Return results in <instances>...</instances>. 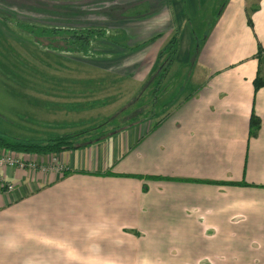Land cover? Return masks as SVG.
<instances>
[{
	"label": "crops",
	"instance_id": "obj_1",
	"mask_svg": "<svg viewBox=\"0 0 264 264\" xmlns=\"http://www.w3.org/2000/svg\"><path fill=\"white\" fill-rule=\"evenodd\" d=\"M142 2L133 22L157 14L171 21L170 31L179 34L172 69L187 68L184 78L194 88L166 112L107 138L22 154L46 163L56 157L68 174L4 168L15 187H0V264H264V86H254L259 72L264 78V54L257 57L264 0ZM9 4L0 0V41L9 42L0 48L14 51L13 39L31 52L46 51L31 34L9 27L1 8ZM104 29L106 37L96 41L113 57L107 60L146 54L154 64L171 37L127 24L123 43ZM254 111L262 124L250 136Z\"/></svg>",
	"mask_w": 264,
	"mask_h": 264
},
{
	"label": "rangeland",
	"instance_id": "obj_2",
	"mask_svg": "<svg viewBox=\"0 0 264 264\" xmlns=\"http://www.w3.org/2000/svg\"><path fill=\"white\" fill-rule=\"evenodd\" d=\"M4 1L13 4L1 7L12 20L9 27L20 32L24 31L14 24L15 19L56 26H100L114 31L113 39L123 43L126 39L122 32L127 24L143 35L153 28L169 31L171 37L177 32L175 28L170 31L172 23L163 14H153L147 22H133L134 14L142 15L143 0H20L21 5L15 0H2V4ZM151 7L155 11L157 6L152 3ZM120 20L127 23H117ZM10 42L14 51L5 45L0 48V131L3 133L25 138L73 133L77 143L90 141L94 135L101 137L104 131L110 133L115 128L116 134L124 130L128 121L166 112L194 88L190 79L184 78L188 69L183 74L176 67L169 69L159 85L158 67L162 63L158 54L163 47L153 64L147 63L150 57L146 54L107 60L113 57L100 52L104 46L100 49L96 40L89 57L49 50L34 53L13 39ZM130 43L134 44V39ZM111 48L120 54L124 51L120 46ZM16 64L18 70L12 71Z\"/></svg>",
	"mask_w": 264,
	"mask_h": 264
},
{
	"label": "trees",
	"instance_id": "obj_3",
	"mask_svg": "<svg viewBox=\"0 0 264 264\" xmlns=\"http://www.w3.org/2000/svg\"><path fill=\"white\" fill-rule=\"evenodd\" d=\"M7 19V18H6ZM249 22L252 23V19L249 15ZM15 25L22 31L27 32L33 36V39L41 47L46 50L67 53L72 56H84L89 57L93 54L92 44L96 39H103L106 37V30L101 27H70V26H56L47 25L41 23H33L24 20H16ZM179 47V35L175 32L169 41L163 46L158 54V59L162 63L158 68L159 73V85L165 80L169 74V69L172 67L176 60V55ZM264 54V46H260L257 52V57L261 61V56ZM255 89L258 90L264 86V78L259 72L254 80ZM139 118H136L137 120ZM132 121V120H131ZM131 121H128L132 123ZM134 121V120H133ZM261 118L255 111L250 117V136H257L261 128ZM97 127H93L95 129ZM115 129V128H114ZM107 133L106 131L101 133V137L94 135L90 141L84 143H77L76 135L73 133L56 134L50 138H25L17 135L3 133L0 131V148L4 150L20 152L26 154H49L59 153L63 151L73 150L86 146L89 142L104 139L111 134H114L115 130ZM86 129L84 132H87ZM83 133H77L81 134ZM100 133V132H99ZM65 174L70 171L67 168L64 170ZM139 178H144L142 175H130ZM149 179H170L160 176H150ZM144 191H148V185L144 184ZM138 233V232H136Z\"/></svg>",
	"mask_w": 264,
	"mask_h": 264
},
{
	"label": "built area",
	"instance_id": "obj_4",
	"mask_svg": "<svg viewBox=\"0 0 264 264\" xmlns=\"http://www.w3.org/2000/svg\"><path fill=\"white\" fill-rule=\"evenodd\" d=\"M8 166L30 170L42 169L44 171L56 169L62 172L66 169L64 164L56 160V157L48 163L31 159L26 160L20 152L0 148V187H5L7 190H13L15 187L14 184L8 182L2 172Z\"/></svg>",
	"mask_w": 264,
	"mask_h": 264
}]
</instances>
